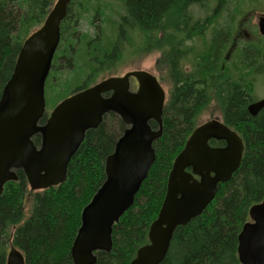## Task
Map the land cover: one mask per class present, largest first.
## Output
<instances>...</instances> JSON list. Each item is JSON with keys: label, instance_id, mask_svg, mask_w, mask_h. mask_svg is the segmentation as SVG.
<instances>
[{"label": "trees", "instance_id": "1", "mask_svg": "<svg viewBox=\"0 0 264 264\" xmlns=\"http://www.w3.org/2000/svg\"><path fill=\"white\" fill-rule=\"evenodd\" d=\"M187 1L200 3L123 0L117 42L110 46H106L98 30L94 37L80 33V18L73 9L75 0L60 25V41L45 83L48 94L52 87V91L70 87L67 96L88 88L97 73L117 61L120 43L124 44L126 36L136 30L143 35L163 32L168 47L157 63L168 69L172 89L162 113V136L153 144L155 162L134 205L113 226L111 251L97 252L95 264H129L136 250L148 243V228L160 210L172 163L196 127V116L211 92L226 111L223 123L242 139V160L231 179L218 187L205 211L175 230L161 264H240L236 254L238 234L248 221L249 208L264 199V113L251 117L246 111L252 101L249 94L255 86L256 72L262 69L259 48L247 42L221 64L230 35L229 28L221 26L213 32L209 46L192 54L196 61L185 71L183 62L192 47L184 49L183 42L203 38L211 26V21L202 26L197 21L191 30L183 7ZM52 3L53 0H0V96L24 40L43 23ZM94 11L92 21L102 15ZM216 17L217 13L212 15ZM61 61L66 72L62 79L53 76ZM86 72L90 74L86 76ZM78 81L81 84L73 88ZM109 118L117 119L118 129L111 130L106 124ZM149 125L157 127L152 121ZM124 129L115 115H105L97 129L86 132L68 164L66 181L57 187L32 192L24 174L16 172L17 181L7 183L0 195V264H5L10 245L22 253L25 264H72L70 250L80 227L81 211L103 183L104 161ZM32 140L39 145V136ZM27 205L29 214L25 217Z\"/></svg>", "mask_w": 264, "mask_h": 264}, {"label": "water", "instance_id": "2", "mask_svg": "<svg viewBox=\"0 0 264 264\" xmlns=\"http://www.w3.org/2000/svg\"><path fill=\"white\" fill-rule=\"evenodd\" d=\"M71 1L57 0L43 24L24 40L2 90L0 195L7 183L17 181V171L24 174L32 192L63 184L86 132L97 129L106 114L118 116L125 129L104 161L103 183L81 211L70 250L72 264H95L97 252L111 251L113 226L134 205L155 162L153 144L162 136L165 96L151 73L130 71L73 93L45 114V83ZM257 25L264 36V16ZM130 77L138 83L135 92L129 91ZM263 108L264 99L249 104L247 112L255 117ZM35 136L40 139L38 146L32 140ZM209 141L223 142L224 147L213 148ZM243 151L242 139L222 121L214 119L195 127L172 163L163 202L148 228V243L136 250L129 264H161L175 230L205 211L218 187L238 170ZM236 254L240 264H264V199L249 208ZM5 264H25V260L10 245Z\"/></svg>", "mask_w": 264, "mask_h": 264}, {"label": "rangeland", "instance_id": "3", "mask_svg": "<svg viewBox=\"0 0 264 264\" xmlns=\"http://www.w3.org/2000/svg\"><path fill=\"white\" fill-rule=\"evenodd\" d=\"M55 1L56 0H53V3H55ZM221 1L237 0H200V3L197 4V6L193 5L190 1L184 2L185 5L183 7L185 8L186 14L189 15L191 21L194 22L192 24L193 27L197 21L200 22L201 26L211 21V26L203 35V38L186 39L183 42L184 49L190 50L192 47L191 54H189L186 59V61L188 60L189 62H183V67H186L188 70H190V63L196 61V57H193L192 54L199 53L203 48L209 46L213 32L216 29L221 28V26L224 28L228 27L230 31L228 45H226L225 50L222 51L223 57L221 59V64L225 61L224 56L235 36L237 37L239 47L249 42L255 43L258 48H264V38L260 37L256 28L257 15L264 13V0H241V5L237 7H234L231 4L230 6H227L228 8H223V10L220 9L217 17L213 19L212 13L216 9L218 2ZM254 4L257 7L256 10L253 9ZM73 9L74 13L78 14L80 18L78 26L80 33L89 34L91 37H94V32L98 30L99 36L104 39L106 46H110L111 43L114 45V43L117 42V27L120 18L124 15L123 0H75ZM95 9H97L102 15H99L97 20L94 19V21H92V17L96 16L94 15ZM230 12H234V15L231 16L234 18L233 20H229L228 18V13ZM248 12H250V14H248L249 16L247 15L242 23V18H244ZM90 21L93 23H90ZM239 21L242 25H239ZM191 30H193V28H191ZM119 48L120 52L117 61L97 73L92 84L98 83L111 76H122L130 71H147L158 78L167 94L166 96H169L172 82L169 80V77L167 79L166 71L168 72V69L164 64H161L160 66L157 65L162 55L168 50L163 32H157L152 35H143L136 30L126 36L125 43H120ZM64 65L63 61L57 64L58 67L55 68L53 74L55 78H65L66 72L63 71ZM85 74L87 76L90 72H86ZM260 80L261 79L256 81V97L264 96V86L262 83L259 84ZM51 83L54 84V79ZM80 84L81 81H78L76 85L73 83L71 86L74 85V88ZM73 88L71 87V89ZM52 90L53 87L48 94L47 84H45L46 115H48L60 101L68 97L67 95L70 92V87H61V90L59 91ZM213 96L211 95L210 97L209 105L206 108L199 110L195 120L196 126H199L214 117H219L220 106ZM106 124L110 126L111 130L118 129L117 119L109 118L106 121ZM28 214L29 205H27L25 217H27ZM8 250L9 246L7 252Z\"/></svg>", "mask_w": 264, "mask_h": 264}, {"label": "flooded vegetation", "instance_id": "4", "mask_svg": "<svg viewBox=\"0 0 264 264\" xmlns=\"http://www.w3.org/2000/svg\"><path fill=\"white\" fill-rule=\"evenodd\" d=\"M57 1V0H56ZM55 1V2H56ZM73 1V0H72ZM71 1V2H72ZM70 2V3H71ZM191 2V1H190ZM241 0H237V1H221V2H218V4H217V7H216V9L213 11V13L212 14H216L217 13V15H218V12H220V9H222L223 10V8H226L227 6H230L231 4L234 6V7H237V6H239V5H241ZM55 3H52V6H51V8H50V10L52 9V7H53V5H54ZM70 5V4H69ZM69 5H68V7H69ZM193 5H195V6H197V3H193ZM68 7H67V9H68ZM228 8V7H227ZM256 5L254 4V10H256ZM50 10H49V12H50ZM48 12V13H49ZM244 12V11H243ZM246 13V12H245ZM248 14H250V12H248L247 14H246V16L244 17V18H242V23H243V21L246 19V17H247V15ZM48 15V14H47ZM234 15V12H230V13H228V18H229V20H233L234 18L233 17H231V16H233ZM249 16V15H248ZM262 16H264V13H260V14H258L257 15V23H256V28H257V32H258V20H259V18L260 17H262ZM47 17V16H46ZM45 17V18H46ZM189 18V17H188ZM185 19H187V18H185ZM189 21H188V25H189V27L190 28H193V22L191 21V19L189 18L188 19ZM62 23V22H61ZM239 25H242L241 24V22L239 21ZM43 24V23H42ZM41 24V25H42ZM40 25V26H41ZM61 25V24H60ZM39 26V27H40ZM38 27V28H39ZM188 27V26H187ZM37 28V29H38ZM37 29H35V30H37ZM34 30V31H35ZM258 34H259V32H258ZM244 35H245V32H244ZM260 35V34H259ZM260 37H262V38H264V36H261L260 35ZM239 46H238V42H237V37L235 36L233 39H232V42H231V44H230V46H229V49H228V51L226 52V54H225V56H224V60L227 62L229 59H230V57L232 56V54L237 50V48H238ZM258 52H259V61H260V63H261V65H262V69L260 70V71H257L256 72V75H255V86H254V89H253V91H251V94H249V95H251L252 96V101H250L248 104H247V106H246V111H247V107H248V105L249 104H251V103H253V102H256V101H260V100H262V99H264V96H260V97H256L255 96V92H256V89H257V86H256V81L257 80H259V79H261L260 81H259V84L260 83H262V85L264 86V61H263V59H262V53L264 52V48L262 49V48H259V50H258ZM186 64V63H185ZM184 68V70L185 71H189L186 67H183ZM221 69H223V66L221 67ZM166 74H167V79H168V77H169V80H171V82H172V79L170 78V74H169V72H167L166 71ZM124 75V74H123ZM122 75V76H123ZM153 75V74H152ZM121 75L120 76H111V77H122ZM154 76V75H153ZM110 78V77H109ZM107 79V78H106ZM156 79H157V81L159 82V84H160V81L158 80V78L156 77ZM103 80H105V79H103ZM96 84V83H95ZM92 85H94V84H91L90 86H92ZM89 86V87H90ZM160 86H161V88L163 89V87H162V85L160 84ZM137 88H138V83H137V81L133 78V77H130L129 78V91L130 92H135L136 90H137ZM171 89H172V85H171V88H170V92H169V96L167 97L166 95V93H165V91H164V89H163V91H164V96H165V98H164V106H163V110H164V107L166 106V103L168 102V100H169V98H170V95H171ZM264 89V88H263ZM242 92V91H241ZM75 93V92H74ZM211 95L216 99V97H215V94L213 93V92H211ZM211 95H210V97H211ZM70 96V95H69ZM104 97H108V96H110V93L109 94H105V95H103ZM210 97L208 96V98H207V100H206V102H205V105H202L201 106V108L199 109V110H202V109H204V108H206L208 105H209V101H210ZM217 100V99H216ZM217 103H218V105L220 106V114H219V117H214V118H212V119H210V120H214V119H216V120H220V121H222L223 122V119H224V117L226 116V111H225V109L223 110V108H222V105L217 101ZM204 104V103H203ZM162 113H163V111H162ZM248 113V112H247ZM264 113V108L263 109H261L259 112H258V114L255 116V117H257L258 115H260V114H263ZM109 114H111V113H109ZM106 115H108V114H106ZM113 115H115V114H113ZM116 116V115H115ZM45 117H46V115H45ZM117 118H118V116H116ZM119 119V118H118ZM209 120V121H210ZM205 123V122H204ZM197 127V126H196ZM156 129V128H155ZM233 130V129H232ZM209 145L211 146V147H213V148H219V147H224V143L223 142H216V141H209ZM172 167V166H171ZM187 171H189V170H187ZM169 175V174H168ZM167 184V183H166ZM166 192V191H165ZM165 196V195H164ZM163 202V201H162Z\"/></svg>", "mask_w": 264, "mask_h": 264}]
</instances>
